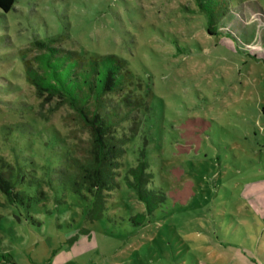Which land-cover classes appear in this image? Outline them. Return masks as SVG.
Masks as SVG:
<instances>
[{
	"label": "rangeland",
	"instance_id": "obj_1",
	"mask_svg": "<svg viewBox=\"0 0 264 264\" xmlns=\"http://www.w3.org/2000/svg\"><path fill=\"white\" fill-rule=\"evenodd\" d=\"M201 2L206 10L198 0H17L0 10V155L13 159L1 135L9 124L45 139L52 130L69 149L88 139L68 105L29 82L34 42L64 49L55 58L63 70L114 54L142 103L135 136L131 124L121 130L132 140L122 164L145 151L169 200L136 226L129 216L145 206L125 184L109 199L112 221L92 219L89 203L64 188L31 209L0 192V255L15 264H264V0Z\"/></svg>",
	"mask_w": 264,
	"mask_h": 264
},
{
	"label": "trees",
	"instance_id": "obj_2",
	"mask_svg": "<svg viewBox=\"0 0 264 264\" xmlns=\"http://www.w3.org/2000/svg\"><path fill=\"white\" fill-rule=\"evenodd\" d=\"M16 1L0 0V10L8 12ZM201 1L198 0L199 4L206 10ZM233 19L232 27L236 24ZM229 27L223 23L222 30L228 31ZM208 32L216 34L211 27ZM34 44L40 53L34 57L35 65L25 67L29 82L41 97L55 98L58 104L68 105L78 124L88 133V139L69 149L66 139L61 140L52 130H45V139L42 133L38 137L26 133L25 126L21 130L11 124L5 126L7 131L1 135L13 142L12 161L0 155V192L6 204L31 209L48 199L51 190L64 188L77 195L81 202L89 203L88 216L96 220L110 211L109 199L125 184L145 206V212L132 214L128 220L133 225H143L148 216L164 209L169 200L163 188L154 184L145 151L135 166L122 164L132 140L121 130L131 124V135L135 136L142 107L139 96L127 86L131 78L125 62L114 54L95 55L90 60L80 57L63 70L67 62H57L55 58L59 60L61 55L56 56L64 49L40 41ZM262 111L264 114V105ZM37 143L46 154L35 148ZM35 159L43 161L42 165L36 164ZM106 217L113 220L111 216ZM2 262L15 264L6 253L0 255Z\"/></svg>",
	"mask_w": 264,
	"mask_h": 264
},
{
	"label": "crops",
	"instance_id": "obj_3",
	"mask_svg": "<svg viewBox=\"0 0 264 264\" xmlns=\"http://www.w3.org/2000/svg\"><path fill=\"white\" fill-rule=\"evenodd\" d=\"M251 45H252V44H251ZM254 46H257V45H254ZM246 195H247V197H248L250 200H252V199H253V196H252V195H250L249 193H247ZM253 201H254V199H253ZM0 264H2V263H0Z\"/></svg>",
	"mask_w": 264,
	"mask_h": 264
}]
</instances>
